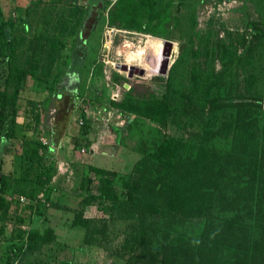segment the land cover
Wrapping results in <instances>:
<instances>
[{
    "label": "rangeland",
    "instance_id": "obj_1",
    "mask_svg": "<svg viewBox=\"0 0 264 264\" xmlns=\"http://www.w3.org/2000/svg\"><path fill=\"white\" fill-rule=\"evenodd\" d=\"M116 1L87 0L59 98L46 108L48 82L35 77L17 97L16 135L1 156L0 264H264V0H148L142 11ZM31 4L30 35L41 24L50 38L69 0H0L14 24L18 68L29 54L22 12ZM149 37L162 50L172 42L165 73L154 58L148 67L136 60ZM5 63L0 56V87ZM120 63L144 73L129 77ZM130 88L160 102L157 119L125 107ZM49 144L53 176L45 188L37 160L21 163ZM91 167L110 178L109 189L98 188ZM187 169L177 186L188 212L169 205L141 216L130 207L137 179L167 171L170 181L172 171ZM79 215L94 220L88 230L75 225ZM29 228L49 229L52 241L19 250L18 235Z\"/></svg>",
    "mask_w": 264,
    "mask_h": 264
},
{
    "label": "trees",
    "instance_id": "obj_2",
    "mask_svg": "<svg viewBox=\"0 0 264 264\" xmlns=\"http://www.w3.org/2000/svg\"><path fill=\"white\" fill-rule=\"evenodd\" d=\"M123 2L130 5H135L138 7L139 11H142L148 0H117L116 4L120 6ZM86 3L87 0H69L67 14L64 18L60 19L56 23L55 32L50 38L48 36L43 37L41 35V24L36 28L34 33L30 35L28 13L32 10L33 4H31L32 6L26 7L22 12V31L24 39L28 41L27 47L29 54L25 59V64L21 68L16 67L14 64V24L12 21L5 19L0 7V56L2 57V60L6 61L5 67L7 68L5 70L6 72L4 80L1 83L2 87H0L1 152L3 148L7 147L6 145L10 142V140L16 135V117L18 110L16 101L28 77H35L36 80L45 82L46 84L48 82V95L46 97L47 102L45 104L46 108L50 103L52 96L57 97L61 95V92H59V85H61L63 82V77L68 71L65 60L67 57V52L70 50V46L75 43V36L82 32V30L85 28V19L89 15V8L87 7ZM96 3H98L97 5H101L100 2ZM99 11L102 12L100 9ZM24 12L25 15H23ZM25 24H27V28ZM93 28L94 25L89 29V32H91ZM140 29L147 30L144 26H141ZM129 92L131 95L127 99L128 104H125L127 109H132L133 112L139 114L148 115L150 117L152 116L154 119L158 118V113L156 112L162 107L160 106L159 101H147L144 96L141 97L140 95L132 94L131 88ZM124 103H126V101ZM164 106L165 105L163 104V107ZM168 106L170 107V105ZM165 112L162 113V116L165 115ZM44 124L46 125V123ZM82 134L84 137H86L88 135V131H83ZM168 143V141L166 143L164 142L162 144L161 150L164 149ZM48 152H50L48 145H40L35 147L32 150L31 155L24 156L21 163V165L29 166L32 159L35 158L37 160L38 166L40 167L39 181L41 186L45 188L50 186L53 176L51 161L48 158ZM257 159V156H255L253 159L254 165L259 162H257ZM261 162L263 163L262 158ZM188 170L189 169L184 170L181 173H175L172 171L170 181V175L167 173V171L163 172L161 177H156L154 181L151 182L150 179L144 182H139L141 179H137V183L135 182L133 189H131L132 197L130 207L134 208L137 213L139 212L141 216L144 215V213L149 209L165 208L169 205L174 211H176V213L178 212L179 215H181L183 212L185 213V211L188 212L191 208H188L187 202L185 203V201H183L181 203V200H179L181 194H178V191H182L179 190L177 186L180 184L179 182L181 180V176H184L185 178L186 174L188 175V173H191V170ZM89 172L99 175V178L97 179L99 189H109L107 187L109 186L108 181L110 178L102 176L105 174L104 171L97 167H91ZM251 172H254V168L251 169ZM249 175L250 173L246 174V177L250 178ZM4 178L5 174L1 168L0 158V191L3 189ZM88 181L92 182L90 179H88ZM49 190L52 191L53 188L50 187ZM208 190L205 187V192ZM111 192L112 195H109V197L116 199L117 194L113 191ZM20 195L24 194L21 193ZM47 196H50V192L47 194ZM175 201H177V203H175ZM179 204L181 205L180 207H178ZM42 206H44V203H39L37 205L38 212H40ZM1 207L7 208V203L2 196H0V208ZM30 216L31 214L27 215V218H25L26 221L30 219ZM93 221V219H88L82 215L77 216V219L74 220L75 225L84 226L86 230H88L89 225L93 223ZM151 232L155 233V231L152 230ZM48 235L49 229L40 231L37 228H29L25 231H22V233L20 232L18 236L21 237L22 244L20 245L19 250L24 247L28 252L35 251L39 247V244L52 241V236L49 238ZM260 239L261 241L264 239V224L261 226Z\"/></svg>",
    "mask_w": 264,
    "mask_h": 264
},
{
    "label": "water",
    "instance_id": "obj_3",
    "mask_svg": "<svg viewBox=\"0 0 264 264\" xmlns=\"http://www.w3.org/2000/svg\"><path fill=\"white\" fill-rule=\"evenodd\" d=\"M23 15H25V12L23 13ZM25 25L27 28V24ZM171 49H172V42L168 40L163 41V50L161 51V59L158 65V68H159L158 71L160 73H165L168 68L169 58L171 55ZM116 67L127 72L129 77H131L135 73L140 74V75L144 73L143 68H140L134 65H128L126 63H120ZM126 86L128 85L126 84ZM1 156H2V152L0 151V158Z\"/></svg>",
    "mask_w": 264,
    "mask_h": 264
},
{
    "label": "bare ground",
    "instance_id": "obj_4",
    "mask_svg": "<svg viewBox=\"0 0 264 264\" xmlns=\"http://www.w3.org/2000/svg\"><path fill=\"white\" fill-rule=\"evenodd\" d=\"M155 41L158 42L157 48H156L157 43ZM147 44L148 45L146 47L145 53L144 54L142 53L141 55H137L136 57V60L139 61V64L143 65L144 67H148L153 61L152 60L153 58L155 59V61L158 60L157 62H159L161 57L159 54H161L162 51V48L160 47L159 41H157L156 37H149Z\"/></svg>",
    "mask_w": 264,
    "mask_h": 264
},
{
    "label": "built area",
    "instance_id": "obj_5",
    "mask_svg": "<svg viewBox=\"0 0 264 264\" xmlns=\"http://www.w3.org/2000/svg\"><path fill=\"white\" fill-rule=\"evenodd\" d=\"M83 122V118H81V120H80V123H82ZM19 202L22 204V203H26L27 202V200H26V197L24 196V195H20L19 196Z\"/></svg>",
    "mask_w": 264,
    "mask_h": 264
},
{
    "label": "crops",
    "instance_id": "obj_6",
    "mask_svg": "<svg viewBox=\"0 0 264 264\" xmlns=\"http://www.w3.org/2000/svg\"><path fill=\"white\" fill-rule=\"evenodd\" d=\"M57 98H59V97L57 96ZM48 147H49V149H50V152H53V151H54L52 145L49 144Z\"/></svg>",
    "mask_w": 264,
    "mask_h": 264
}]
</instances>
